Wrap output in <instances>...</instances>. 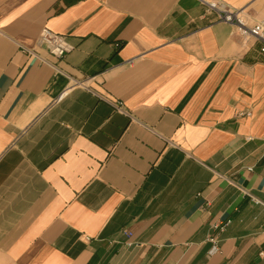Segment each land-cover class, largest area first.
<instances>
[{"label": "crops", "instance_id": "0c3cea01", "mask_svg": "<svg viewBox=\"0 0 264 264\" xmlns=\"http://www.w3.org/2000/svg\"><path fill=\"white\" fill-rule=\"evenodd\" d=\"M0 264H264L259 44L199 0H0Z\"/></svg>", "mask_w": 264, "mask_h": 264}, {"label": "built area", "instance_id": "2783aa9c", "mask_svg": "<svg viewBox=\"0 0 264 264\" xmlns=\"http://www.w3.org/2000/svg\"><path fill=\"white\" fill-rule=\"evenodd\" d=\"M209 12H213L217 15L218 20L221 22L232 24L239 36L244 39H252L259 44L260 53L264 54V23L259 22L253 25H249L242 15V10L230 8L226 3L221 0L205 1L199 0ZM37 45L40 48L45 49L50 55L61 59L73 50V46L69 44L66 37L53 33L48 28H42L39 32ZM113 105L117 110L122 109L119 102H113ZM248 115V113H245ZM214 229L222 231L224 225H214ZM126 237H129L128 232H123ZM209 241L213 242V247L209 253L215 254L217 252L215 238H210Z\"/></svg>", "mask_w": 264, "mask_h": 264}]
</instances>
